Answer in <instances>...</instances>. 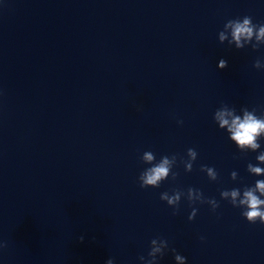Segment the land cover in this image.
Masks as SVG:
<instances>
[{"label": "clouds", "instance_id": "obj_1", "mask_svg": "<svg viewBox=\"0 0 264 264\" xmlns=\"http://www.w3.org/2000/svg\"><path fill=\"white\" fill-rule=\"evenodd\" d=\"M229 32L231 36L229 44L235 42L236 49H243L246 45L251 44L253 50H256L260 45H264V24H254L250 16L228 20L224 24L223 31L219 32L221 42L228 39L226 33ZM227 66L228 62L224 59H220L217 65L221 70ZM253 67L262 69L264 68V62L257 59ZM241 112L242 115H238L234 108H227L225 105L222 109L215 111L213 119L218 122L220 129H224L228 132L229 139L235 142V145L241 152L249 150L256 152L261 147L259 143L261 137H264V115L257 116L255 110L249 111L247 108H242ZM179 123H182V121ZM197 156L198 153L194 148L187 149L188 159H181L180 161L183 163L186 172H191L193 170V163L196 161ZM141 159L143 163L152 165L142 171L138 177L141 188H158L170 175L173 180L176 179L178 173L172 171L173 167L177 164V156L175 154L171 157L167 155L162 156L159 162L154 163L156 160L154 153L145 151ZM256 160L258 164H264V151H261L256 156ZM200 171L205 172L212 181L218 179V173L213 167L201 165ZM247 171L250 174H255V176H261L264 174V167L254 166L249 163L247 165ZM231 179H237V173L235 171L231 173ZM220 196L222 199L228 200L233 207L244 209L241 215L246 218L249 223L255 224L259 221L264 225V180H257L254 186L244 187L242 191L239 188L222 190ZM182 197H186L190 204L196 202L208 203L213 211L219 207L217 200L214 198L206 199L199 189H193L191 187L187 189L186 193L182 190L174 189L172 194L163 192L160 195V199L166 201L167 204L174 209V215L176 211H178ZM196 214L197 209L193 208L188 219L190 221L193 220ZM79 240L83 242L84 236H80ZM5 246L4 244H0V247ZM167 248V240L154 238L150 242L148 258L146 259L144 256H140L139 259L143 264H158V258L163 257ZM172 251L175 253V249H172ZM175 261L176 264H186V258L178 253L175 254ZM105 264H114V259H107Z\"/></svg>", "mask_w": 264, "mask_h": 264}]
</instances>
